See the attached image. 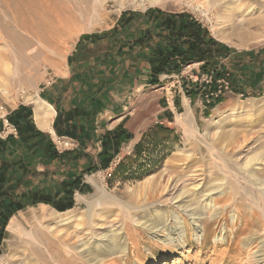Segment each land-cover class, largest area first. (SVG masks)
I'll list each match as a JSON object with an SVG mask.
<instances>
[{"label": "rangeland", "instance_id": "rangeland-1", "mask_svg": "<svg viewBox=\"0 0 264 264\" xmlns=\"http://www.w3.org/2000/svg\"><path fill=\"white\" fill-rule=\"evenodd\" d=\"M100 5L99 16L68 39L55 63L30 57L32 50L23 39L15 47L5 38L13 46L0 44V49L6 47L14 55L0 62V89L6 87L0 90V116L10 105H31L37 91L59 73L77 39L108 29L123 11L185 14L233 55L264 48V40L251 44L248 39V45L240 46L244 40L229 31L227 20L239 9L264 18V0H101ZM20 31L22 37L28 35ZM191 68L181 66L169 79V99L176 87L190 99L201 91L207 99L206 88L212 83L196 81ZM192 81L203 89H190ZM225 93L211 98L202 115L182 118L183 127L176 133L164 136L153 131L152 143L141 157L124 161L127 171L114 174L120 158L110 176H89L93 190L76 195L70 207L38 205L16 213L12 217L16 225L8 229L11 219L0 241V264H264V88ZM191 171L203 175L199 186L183 180ZM171 179H179L178 190L184 191L182 199L191 213L214 218L216 223L203 239L202 231L195 235L191 219L167 201H157ZM215 187H220L221 196L211 191ZM207 192L213 193L212 206L205 205L201 196ZM102 224L108 227L99 229ZM117 226L119 234H115ZM81 232L87 233L82 240L77 236ZM101 233L108 235L107 242L101 240Z\"/></svg>", "mask_w": 264, "mask_h": 264}, {"label": "crops", "instance_id": "crops-1", "mask_svg": "<svg viewBox=\"0 0 264 264\" xmlns=\"http://www.w3.org/2000/svg\"><path fill=\"white\" fill-rule=\"evenodd\" d=\"M179 14L121 12L108 29L77 39L59 73L37 91L41 106L30 101L6 108L0 116V223L15 203L22 207L7 217L6 225L30 207H70L76 195L93 190L88 177L129 155L149 128L176 133L184 120L202 115L209 102L203 91L190 99L176 87L168 98L180 57L191 58L193 74L215 71L214 76L228 81L230 92L264 88L263 50L251 55L229 50L217 57L209 33ZM194 31L201 35L200 47L208 49L206 56L192 51ZM162 60L165 69L158 73ZM190 83L192 90L201 87ZM43 114L48 115L46 125L40 121ZM53 134L74 139L76 147L58 152Z\"/></svg>", "mask_w": 264, "mask_h": 264}, {"label": "bare ground", "instance_id": "bare-ground-1", "mask_svg": "<svg viewBox=\"0 0 264 264\" xmlns=\"http://www.w3.org/2000/svg\"><path fill=\"white\" fill-rule=\"evenodd\" d=\"M100 4L101 0H0V44H3V46H6L8 44L12 45L10 43L13 41L16 45L15 47H19V42L17 41H22L23 39V44L25 43V47H27L28 49L31 48L32 50V53L29 55L30 57L37 59L40 58L47 62H54L55 60L58 61L61 49L64 47V45H66L68 39L73 34L85 29V26L89 22H91V20L99 16V8L101 6ZM239 10H236V12L231 13L227 20L229 21V31L238 35V38L244 40V43H242V45L240 46L248 45L249 43L246 42L248 39L251 40V44L263 41V16L261 14H249V10V12L247 11L245 13H240ZM4 15L8 16L9 18L5 19ZM19 30L26 32V35L28 34L27 36L30 35L31 37H22L21 35L23 34L21 31L19 32ZM7 37L12 40H10V43H8L5 39ZM5 48L2 47L0 49V62L2 60H10L13 58L14 54ZM28 49H26V51ZM8 64L9 63L7 62V65ZM1 66H3L2 63ZM1 76L3 77V75ZM5 88L6 87H4V89H0L1 92H4ZM31 101H34V104L36 103L38 106H41L42 104L40 103L39 99H37V97H33ZM47 117L48 115H42L40 119V121H42V124L46 123ZM184 176L185 178L183 180H189L190 183L193 184V186H199L201 184V182L199 181L203 179V175L196 171H191L190 173H187ZM178 180L179 179H171L167 181L165 186L167 192H165L166 194L157 201H167L169 204L177 208L179 213L191 219V223H193L195 226L193 228L195 235H197L199 231H202L201 238L203 239L205 234L208 233L211 228H213L216 222L214 221L213 217L204 218L196 216L194 212L191 213L190 206L185 205L186 202L182 199L184 191L182 192L178 190V183L180 182H178ZM96 188L99 191V194H105L103 191H101L98 186ZM211 191L217 194L219 193L220 196L223 194L221 193L220 187H215ZM211 194L213 193H202L201 196L205 197L206 200V202L204 203L205 205L212 206L210 205L211 201L213 200ZM177 216L180 215L178 214ZM15 225L16 221L13 218L8 229L10 230ZM200 225L201 228L199 227ZM118 226L115 228V234L120 233L121 227L119 229ZM107 227L108 226H106L105 224H102L99 225L98 228L105 229ZM86 234V232H81V234L77 236L79 239L82 240L85 238ZM95 235L97 234L95 233ZM99 235L101 236L100 238L102 241L107 242L109 240L107 234L101 233ZM166 240H168V238H166ZM52 243L53 242L51 241L48 242L50 246L53 245Z\"/></svg>", "mask_w": 264, "mask_h": 264}, {"label": "trees", "instance_id": "trees-1", "mask_svg": "<svg viewBox=\"0 0 264 264\" xmlns=\"http://www.w3.org/2000/svg\"><path fill=\"white\" fill-rule=\"evenodd\" d=\"M179 15H183V16H186L185 14H179ZM192 22L194 23V25H198L196 22H194L192 20ZM199 26V25H198ZM198 32V31H197ZM196 31H194L193 33H190V35H195V40H194V43L195 45L192 46V51H194L196 54H199V57H203V56H206L208 54V49L207 47L206 48H201L200 47V42L199 40H202L201 38V35H199V33H197ZM204 32L206 33V31L204 30ZM201 38V39H200ZM210 43L212 42V45L215 46V54L217 57L221 56L220 53H224V52H227L229 51V49L224 46L222 43H219L218 41H215L213 39L210 38ZM190 48V49H191ZM264 48H262L259 52H261ZM220 52V53H219ZM247 54L251 55L250 52H247ZM173 55V54H172ZM197 57V56H196ZM168 58V57H167ZM166 58V59H167ZM179 62L178 63H175V65L173 66L174 68V71L175 70H179V67L181 66H185L187 65L191 60V58L189 57H186L185 55L180 57L179 59ZM165 62L166 60H162L161 63L158 65L157 67V71L158 73H161L164 71V66H165ZM205 68V66H204ZM204 71L202 73H206L208 74L209 72H207L206 68L203 69ZM212 72V76L214 79H217L219 77V74H216L215 76L213 75L215 71H211ZM213 86V83L210 85V88ZM6 119L10 122V118L8 116H6ZM15 127V126H14ZM16 129V127H15ZM155 132V133H161L163 134L164 136H169L171 134H173V131L168 129V128H164V127H158V126H154L152 128H149L147 131H145L143 133V135L141 136L140 140L135 144V146L133 147V150H132V153L128 156H125L123 157L117 164H116V167L114 169V174L115 175H118L120 172H125L127 171V168H128V165H125L124 161L127 160V159H131L132 157H141V155L144 153L145 151V147L148 143H152L150 141V136L152 134V132ZM162 142H164V140H162L161 142L157 143L158 144H162ZM21 205L19 203H15V206L12 207L10 210L6 211V215L4 216L3 220L1 221L0 223V241L3 237V234H4V228L6 226V221H7V217L10 216L14 211H16L17 209H21Z\"/></svg>", "mask_w": 264, "mask_h": 264}, {"label": "built area", "instance_id": "built-area-1", "mask_svg": "<svg viewBox=\"0 0 264 264\" xmlns=\"http://www.w3.org/2000/svg\"><path fill=\"white\" fill-rule=\"evenodd\" d=\"M191 77H193L196 81L204 82L205 84H211V83L214 84V88L206 94L207 102L211 98H214V99L219 98L225 93L226 90L229 89L228 81L223 78L214 79L212 75L203 74V73L202 74L194 73L192 74ZM51 140L54 144V147L56 148L58 152L71 150L77 145V142L74 139L68 138V137L57 136L55 134L51 136ZM104 173H106V176H110L111 168L106 170Z\"/></svg>", "mask_w": 264, "mask_h": 264}]
</instances>
